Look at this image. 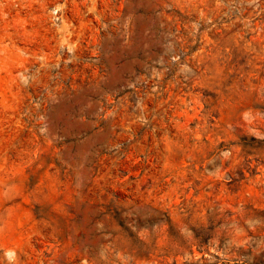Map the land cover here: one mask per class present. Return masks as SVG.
Instances as JSON below:
<instances>
[{
	"label": "rangeland",
	"instance_id": "374dc122",
	"mask_svg": "<svg viewBox=\"0 0 264 264\" xmlns=\"http://www.w3.org/2000/svg\"><path fill=\"white\" fill-rule=\"evenodd\" d=\"M0 264H264V0H0Z\"/></svg>",
	"mask_w": 264,
	"mask_h": 264
}]
</instances>
